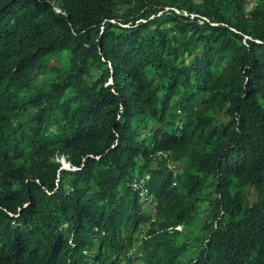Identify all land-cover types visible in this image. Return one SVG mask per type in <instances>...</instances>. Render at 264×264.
Listing matches in <instances>:
<instances>
[{"label": "trees", "instance_id": "trees-1", "mask_svg": "<svg viewBox=\"0 0 264 264\" xmlns=\"http://www.w3.org/2000/svg\"><path fill=\"white\" fill-rule=\"evenodd\" d=\"M126 1L0 0V264H264V0Z\"/></svg>", "mask_w": 264, "mask_h": 264}, {"label": "rangeland", "instance_id": "rangeland-1", "mask_svg": "<svg viewBox=\"0 0 264 264\" xmlns=\"http://www.w3.org/2000/svg\"><path fill=\"white\" fill-rule=\"evenodd\" d=\"M117 3H118V9H123L125 8L127 5H128V1L126 0H116ZM56 4H58L57 1H55ZM171 158H173L174 156H177L179 154L176 155V153H171ZM56 158L61 161V163H66V160L63 156H60V155H56Z\"/></svg>", "mask_w": 264, "mask_h": 264}]
</instances>
